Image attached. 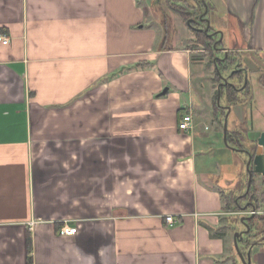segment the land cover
Listing matches in <instances>:
<instances>
[{
	"label": "crops",
	"instance_id": "crops-1",
	"mask_svg": "<svg viewBox=\"0 0 264 264\" xmlns=\"http://www.w3.org/2000/svg\"><path fill=\"white\" fill-rule=\"evenodd\" d=\"M148 1L0 0V264H240L234 222L264 216V178L260 209L244 210L246 152L223 125L251 145L264 132L252 109L256 91L264 99V0L221 1V51L252 92L236 106L224 95V116L215 64L197 58L188 24L168 35ZM260 237L244 242L250 264H264Z\"/></svg>",
	"mask_w": 264,
	"mask_h": 264
},
{
	"label": "rangeland",
	"instance_id": "rangeland-1",
	"mask_svg": "<svg viewBox=\"0 0 264 264\" xmlns=\"http://www.w3.org/2000/svg\"><path fill=\"white\" fill-rule=\"evenodd\" d=\"M185 1H186V3L187 2L188 3L196 2L195 0H185ZM203 1L205 4L207 3L209 5V9L206 7L205 10L201 6V9H203L204 12L206 11V19L208 22L206 25L203 22L202 24H200V26L202 28H206L207 25L209 26V34H214L213 35L215 38L214 41L217 45V50H215L217 55H215V54L214 55L218 58H222L224 54L222 53L221 49H223V47H226L231 43V41L229 39L230 38L229 32H226V31L221 32L220 31V33H218L217 32L218 30L216 29L217 27H220L224 30L225 28L227 29V27H228V26L226 27L224 24L217 25L220 17L221 18L223 17L225 19V16H224V13H225L224 6L225 5L222 4V2H221L222 0H203ZM141 2H142V5H144L143 0H141ZM177 2H178L177 0H173L172 3L177 4ZM147 3H148L147 11L149 12V15L159 18L162 21V26L165 30L167 29L166 27L168 26V30H166L168 35H172L173 32H175V30L178 32V30L181 28V26H179V25H183L182 28L180 29L179 33H181L182 35H183V33L188 34V31L186 30L187 29L186 28L187 23L184 22L183 24H180L181 23L180 21L183 22V20L179 17V15L174 10L171 9L172 7H171V1L170 0H149ZM214 6H216V8L218 10H220V12L217 13L216 11H214V9H215ZM224 33H225V36L223 37ZM194 37H195V35H194ZM193 41H194V43L192 44V46L194 45L193 47H195V48L199 47L202 49V46H200L198 44V42L196 41V38ZM165 43H166L167 47L170 46L169 41L164 42V44ZM198 57H200L201 59H204L210 63L213 60V55L208 54V53L206 54L203 52H199L197 58ZM238 63H239V60H237L236 63H232L231 65H228L226 68H221V71L219 73H220V78H222V83L224 81H227L229 84H232V83H235V80L238 81V83H239V82L245 81L247 79V77H246L247 72H245L244 67L239 66ZM234 71H240L241 74L243 73L242 74L243 76L242 77L240 76L241 78H238V76H231V73ZM249 80H250V78H249ZM255 99H256V102L254 101L252 109H253V111H255L257 113L258 108L264 109V103H262V102H264V99L261 95V92L257 93V91H256V98ZM225 104H226V99H225L224 94H222L220 96L219 100H217V106L214 108L216 115H219V114L221 116L223 115V112L225 111L224 107H226ZM226 114H227V112H226ZM263 114H264V112H263ZM226 123H228V129L231 128V118L226 120ZM206 125H210V123L207 122ZM251 138H252V136L250 133H248V132L242 133L240 135L241 144L239 145V144L235 143V145L238 148H243L245 150L244 152L248 151L250 153H253V151H255V149H256V145H251L252 144ZM234 153H235V155H239V153H237V152H234ZM236 157H238V156H236ZM234 158L235 157L232 156V153H231L230 160L233 161ZM236 159H238V158H236ZM243 159H245L244 160L245 161L244 162V171L246 172L247 171L246 170V164H247V159H248L246 153H245V157ZM239 163L240 162H238L236 164L239 165ZM236 164L234 163L233 165H236ZM250 168H252V166H250ZM255 177H257V176H255ZM258 186H259V190L261 191L262 190L261 184H259ZM241 204L245 205L246 202L243 199H241ZM234 224H235V228H236V232H234L235 234L245 232L247 229V226L241 221V219L235 221ZM253 234H255L254 230L252 232H250L249 234L243 233L240 236V240H239V242H237L240 251H243V249L245 248L244 242H246V241L250 242L251 240H253V239L255 240V239L260 237V234L257 237H252ZM262 237H260V238H262ZM258 240H259V242L263 241V239H258ZM236 255H237V260L239 261L240 264H242L239 257H238L237 252H236Z\"/></svg>",
	"mask_w": 264,
	"mask_h": 264
},
{
	"label": "trees",
	"instance_id": "trees-1",
	"mask_svg": "<svg viewBox=\"0 0 264 264\" xmlns=\"http://www.w3.org/2000/svg\"><path fill=\"white\" fill-rule=\"evenodd\" d=\"M171 1V9L174 10L185 22L188 24L189 28L193 31L196 41L200 46H202V49L205 53L213 55V60L212 63L215 64L216 67V76L217 80L220 84L218 91L216 92L215 96V107L217 106V98H218V93L221 96L224 94L228 100V103L230 106H236V105H245L247 104L251 98H252V92H251V87L248 79L245 81L239 82L238 86H234L233 84H229L228 82L226 84H222V78H220V71L221 68H226L228 65H231L232 63L235 62V59L231 56L230 53H224L222 58H218L214 55L213 50H216V43L212 39V35H208L204 32L202 29H198L196 27V23L194 22V19H191L193 15H198L199 12L203 9H201V6L203 8L207 7L209 9V5L202 0H195L196 2L192 3H186L185 0H177V4L172 3L173 0ZM184 2V3H183ZM182 3V4H181ZM204 3V5H203ZM241 72L240 71H234L231 73V76H238L240 77ZM260 83L264 85V82L261 80ZM225 113L223 114V116ZM226 144L227 145H233L235 143L241 144L240 139H236L232 135H230L228 132L226 134ZM255 151H253L254 154ZM257 176V174L252 175V180H251V186L248 190V192L244 195V199L249 201V205L244 209H249L253 208L254 210L258 211L260 209V205L258 204L259 201L257 200V189L255 186V181L254 178ZM248 181V172L246 171V184L247 185ZM229 208H231L230 204H228ZM239 208L242 209V206H239ZM238 209V207H237ZM243 223L249 228L248 232H244L245 234H249L253 230L255 231V234H253L252 237H257L259 234L263 236V241H264V216H261L259 214H254V215H246L243 218ZM240 238V236H239ZM239 238L237 240H239ZM242 255L245 257V254L243 251H241ZM27 264H32L31 258H29Z\"/></svg>",
	"mask_w": 264,
	"mask_h": 264
},
{
	"label": "water",
	"instance_id": "water-1",
	"mask_svg": "<svg viewBox=\"0 0 264 264\" xmlns=\"http://www.w3.org/2000/svg\"><path fill=\"white\" fill-rule=\"evenodd\" d=\"M203 1V0H202ZM204 2V1H203ZM208 22V21H207ZM227 81H224L222 84H226ZM220 95L218 93V98L217 100H219ZM226 134H227V125H226V118L224 121V125H223V135H224V141L226 142ZM247 154V164H246V170L248 172V183H247V191L249 190L250 186H251V180H252V175L254 174H258V175H262V177L264 178V132H262L259 135V138L257 139V145H256V149L254 154L250 153L248 151H246ZM250 166H252V168H250ZM243 222V220H242ZM249 228L247 227L245 232H248ZM242 233H236L234 234V248L236 250V252L238 253V257L241 261L242 264H250V258L249 256H247V258L245 259V257L242 255L239 247H238V243H237V238L241 235Z\"/></svg>",
	"mask_w": 264,
	"mask_h": 264
},
{
	"label": "built area",
	"instance_id": "built-area-1",
	"mask_svg": "<svg viewBox=\"0 0 264 264\" xmlns=\"http://www.w3.org/2000/svg\"><path fill=\"white\" fill-rule=\"evenodd\" d=\"M0 41L2 44H6L8 42V37H6L5 35H1L0 36ZM192 127V118L190 116V114H185L181 117L179 123H178V128L181 131H186L188 129H190ZM255 211H250L249 215H253L255 214ZM165 220L170 224L173 225V223L175 222L174 217H172L171 215H168L165 217ZM76 233V227H72V226H68V225H63L62 227H60V229L58 230V234L62 235V236H70V235H75Z\"/></svg>",
	"mask_w": 264,
	"mask_h": 264
},
{
	"label": "flooded vegetation",
	"instance_id": "flooded-vegetation-1",
	"mask_svg": "<svg viewBox=\"0 0 264 264\" xmlns=\"http://www.w3.org/2000/svg\"><path fill=\"white\" fill-rule=\"evenodd\" d=\"M173 2V1H172ZM203 2V1H202ZM203 5H204V3H203ZM204 10L206 9V7L205 8H203ZM204 10H201L200 12H199V14L198 15H193L192 17H191V19H194V22L196 23V27L198 28V29H202V30H204V32L206 33V34H208L209 35V26L207 25L206 26V28H202L201 26H200V24H202L203 22L205 23V25L207 24V19H206V11L204 12ZM210 35H212V39L213 40H215V38H214V34H210ZM216 50H217V47H216ZM214 51V50H213ZM254 215V214H253Z\"/></svg>",
	"mask_w": 264,
	"mask_h": 264
}]
</instances>
